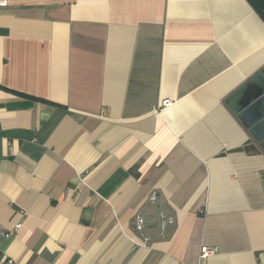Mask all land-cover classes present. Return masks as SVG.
Segmentation results:
<instances>
[{
    "label": "crops",
    "instance_id": "obj_1",
    "mask_svg": "<svg viewBox=\"0 0 264 264\" xmlns=\"http://www.w3.org/2000/svg\"><path fill=\"white\" fill-rule=\"evenodd\" d=\"M246 3L7 0L0 264H264V154L225 104L264 68Z\"/></svg>",
    "mask_w": 264,
    "mask_h": 264
},
{
    "label": "water",
    "instance_id": "obj_2",
    "mask_svg": "<svg viewBox=\"0 0 264 264\" xmlns=\"http://www.w3.org/2000/svg\"><path fill=\"white\" fill-rule=\"evenodd\" d=\"M264 21V0H245ZM228 109L248 132L257 152L264 154V68L225 101Z\"/></svg>",
    "mask_w": 264,
    "mask_h": 264
},
{
    "label": "built area",
    "instance_id": "obj_3",
    "mask_svg": "<svg viewBox=\"0 0 264 264\" xmlns=\"http://www.w3.org/2000/svg\"><path fill=\"white\" fill-rule=\"evenodd\" d=\"M7 6V0H0V9L4 8ZM170 106L171 103H169L168 100H165L161 103L162 107H168ZM157 195L156 193H151L149 197L146 199L150 204H153L156 202ZM159 220V228L160 231L163 232L167 227H171L174 225V218L170 215H166L165 213L159 212L158 216ZM144 220L143 218L136 216L134 220V229L135 231L142 236L143 230H144ZM20 228V225H16L13 229L7 230V231H1L0 232V237L3 238H8L9 236L13 235L16 230ZM144 241H147V239H144ZM213 251L207 249L206 247H202L201 253H200V258L205 259L208 256L212 255ZM10 264V262H8Z\"/></svg>",
    "mask_w": 264,
    "mask_h": 264
}]
</instances>
